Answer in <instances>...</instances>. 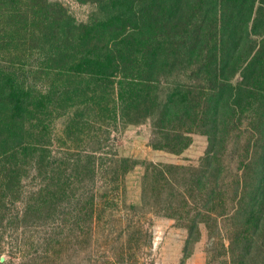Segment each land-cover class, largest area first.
Here are the masks:
<instances>
[{"label":"trees","instance_id":"trees-1","mask_svg":"<svg viewBox=\"0 0 264 264\" xmlns=\"http://www.w3.org/2000/svg\"><path fill=\"white\" fill-rule=\"evenodd\" d=\"M86 1L97 11L76 20L57 0H0V21L29 33L40 52L43 75L38 84L28 82L31 67L20 70L17 52L9 57V47L1 45L0 55L8 58L0 57L6 62L0 65V225L19 201L13 221L29 230L40 226V234L35 237L33 232L27 241L16 243L19 256L0 258V263L59 264L61 243L74 225L87 242L98 218L96 195L111 204L113 191L134 160L106 150L103 157L99 145L82 147L80 141L92 129L89 138L97 143L102 124L148 118L153 147L178 153L192 133L205 136L197 165L204 182L209 175L217 176L223 135L243 141L235 172L241 183L235 239L238 264H248L258 241L264 246V37L254 50L249 43L250 35L264 25V0ZM217 33L224 38L218 47ZM7 37L0 33V44ZM239 57V79L232 83L230 70ZM252 100L261 106L259 117L251 110L249 121L242 124L241 108L247 109ZM61 114L67 115L66 139L79 140L77 145L64 144L57 153L45 138L37 146L34 140L50 136V123ZM24 161L28 172L19 173ZM170 167L147 162L144 204L152 197L154 181L166 193ZM204 191L211 194L214 187Z\"/></svg>","mask_w":264,"mask_h":264},{"label":"rangeland","instance_id":"rangeland-1","mask_svg":"<svg viewBox=\"0 0 264 264\" xmlns=\"http://www.w3.org/2000/svg\"><path fill=\"white\" fill-rule=\"evenodd\" d=\"M57 1H60L76 20H86L89 14L97 11L95 5L86 0ZM0 20H3L2 17ZM36 29L34 32L40 38V33ZM0 33L8 36L7 42L0 44V47L1 45L9 47L7 49L9 57L11 53L17 52L20 56L18 59L20 70L27 72L31 67L32 71L26 73L27 81L40 83L43 77L38 67L40 52L36 42H30L28 39L29 33L25 32L23 26L14 31L7 21H0ZM14 33L16 40L10 41ZM250 37L249 43L253 45L251 50H254L264 37V25ZM219 38L220 41L224 39L217 33V47ZM249 43L247 45H250ZM220 46L222 51L226 49L227 43ZM240 53L244 56L243 51ZM0 57L8 58L7 54ZM5 63L0 60V65ZM240 63V57L234 60L233 68L230 70L232 83L239 79ZM232 97H229V101ZM255 102L252 100L247 109L241 108L242 124L249 121L247 116L251 115V110L259 117L261 106ZM66 119V114L55 116L50 123V136L37 137L34 143L40 146L42 142L48 141L49 147L57 153L64 144L70 147L77 145L79 140L75 139L72 142L66 139L64 132ZM96 132L97 143L89 138L93 133V130L89 129L87 137L80 141L81 146L99 145L98 151L103 157L105 154L103 151L106 150L131 157L134 163L123 174L119 186L113 191L111 204L104 203L106 197L96 195L95 200L99 206L98 218L93 222L87 242L82 241L78 234L79 227L74 225L70 237L61 243L59 264H238L235 239L238 221L235 208L240 182L235 172L239 159L237 153L240 151L239 144L243 142L242 140L231 141L227 134L223 135V142L219 148L220 156L217 158V176L209 175V180L204 182L202 172L197 167L206 144L205 136L202 134L192 133L187 147L178 153H172L151 145L153 134L148 118L136 123H118L109 127L102 124ZM45 138L48 140L45 141ZM149 161L170 164L171 181L163 187L166 193H163L159 183L154 181L151 187L152 197L144 204L143 199L146 198L142 194V176ZM24 163L18 167L19 173H24V170L25 173L28 172L27 162ZM247 183L246 180L244 187ZM100 184L98 181L97 187H100ZM208 186L214 187L211 194L204 191ZM10 191L12 193V190ZM98 192H101L100 188ZM166 203L168 207L164 210L157 208ZM20 207V202L16 201L10 207L6 219L1 222L2 259L19 256L16 243L27 241L33 232L35 237L40 234V226H36L35 230H29L28 225L21 223L23 225L21 226L20 222L13 221V214ZM60 233H65V230L61 229ZM257 240L256 237L255 241ZM260 243L264 244V238L261 237ZM85 245L86 251L82 249ZM85 258L89 263H86ZM19 259L14 258L17 262ZM248 264H264V246H260L259 241L257 251L251 254Z\"/></svg>","mask_w":264,"mask_h":264}]
</instances>
